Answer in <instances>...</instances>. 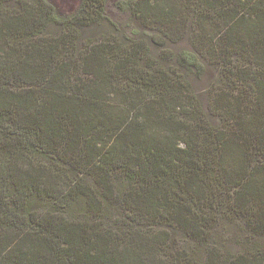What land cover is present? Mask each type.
I'll use <instances>...</instances> for the list:
<instances>
[{
	"label": "trees",
	"instance_id": "1",
	"mask_svg": "<svg viewBox=\"0 0 264 264\" xmlns=\"http://www.w3.org/2000/svg\"><path fill=\"white\" fill-rule=\"evenodd\" d=\"M0 264H264V0H0Z\"/></svg>",
	"mask_w": 264,
	"mask_h": 264
},
{
	"label": "rangeland",
	"instance_id": "2",
	"mask_svg": "<svg viewBox=\"0 0 264 264\" xmlns=\"http://www.w3.org/2000/svg\"><path fill=\"white\" fill-rule=\"evenodd\" d=\"M52 5H54L57 10L61 13V15H68L73 13L79 7L82 0H48ZM183 42H186L183 40ZM183 43L179 42L176 45H169V51L162 52L166 59L162 62L165 67H173L177 72L180 74L187 75L185 77V81L189 84L194 91L193 94L195 96L196 105L201 106L203 108L207 107L208 102L210 101L213 91L218 90L221 91L225 89V87L229 86L226 85L229 81L235 79V75L232 73V68L229 66H224L223 64H216V65H208L206 73L201 76H197L194 73L187 74L183 68L180 66H176L175 64V57L177 54L178 49L182 46ZM155 56L158 54L159 49L157 48ZM155 56H153L155 58ZM235 62V58H232ZM246 62H238V64ZM240 70H236V72ZM222 79V80H221ZM235 80L233 81V86H235ZM214 122L218 123V118L213 117L212 119ZM247 233V230L243 229L241 231L240 227L234 225L233 223H228L225 221L221 229L219 230V234L223 237L224 246L225 247H232L235 246L234 239L237 235H243ZM182 235H179L181 238Z\"/></svg>",
	"mask_w": 264,
	"mask_h": 264
}]
</instances>
